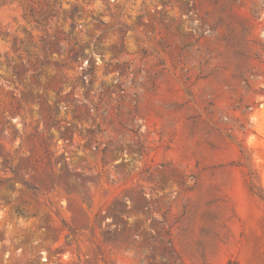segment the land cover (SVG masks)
Segmentation results:
<instances>
[{"label":"rangeland","instance_id":"374dc122","mask_svg":"<svg viewBox=\"0 0 264 264\" xmlns=\"http://www.w3.org/2000/svg\"><path fill=\"white\" fill-rule=\"evenodd\" d=\"M260 193L264 0H0V264H264Z\"/></svg>","mask_w":264,"mask_h":264},{"label":"trees","instance_id":"16d2710c","mask_svg":"<svg viewBox=\"0 0 264 264\" xmlns=\"http://www.w3.org/2000/svg\"><path fill=\"white\" fill-rule=\"evenodd\" d=\"M31 14H32V13H31ZM48 16H49V15H43V16L40 15L39 17L36 18L37 23H38L39 25H42L43 22H45V20H47V18H49ZM74 27H75V24H74V22H72V23H71V29H74ZM21 183H22L25 187H29V188H30V185H29V183H28L27 181L22 180ZM259 196H260V198L264 199V197H263V195H261V193H260Z\"/></svg>","mask_w":264,"mask_h":264}]
</instances>
